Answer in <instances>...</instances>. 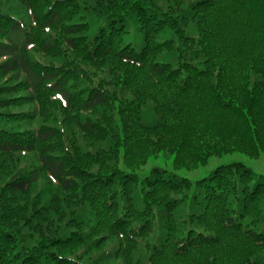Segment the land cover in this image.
I'll return each mask as SVG.
<instances>
[{
  "label": "trees",
  "instance_id": "16d2710c",
  "mask_svg": "<svg viewBox=\"0 0 264 264\" xmlns=\"http://www.w3.org/2000/svg\"><path fill=\"white\" fill-rule=\"evenodd\" d=\"M234 151L264 154V0H0V264H264V174L136 172Z\"/></svg>",
  "mask_w": 264,
  "mask_h": 264
},
{
  "label": "rangeland",
  "instance_id": "374dc122",
  "mask_svg": "<svg viewBox=\"0 0 264 264\" xmlns=\"http://www.w3.org/2000/svg\"><path fill=\"white\" fill-rule=\"evenodd\" d=\"M189 34L195 36L197 32L193 28H190ZM170 37H174L173 34L165 33L161 35L160 39L164 40L165 38ZM231 162H242L246 166L250 167L257 174H264V154H262L258 158H253L239 151H234L232 153L224 154L222 156H214L210 158L207 164L200 165L193 170H187L185 168L176 169L174 167V155H167L165 154V152H160L157 154L156 157H151L148 163L142 168L136 170V172L138 173L140 178H143L149 175L152 167L160 166L175 172L178 176L187 177L193 182H195L200 178L208 176L209 173L217 166Z\"/></svg>",
  "mask_w": 264,
  "mask_h": 264
}]
</instances>
